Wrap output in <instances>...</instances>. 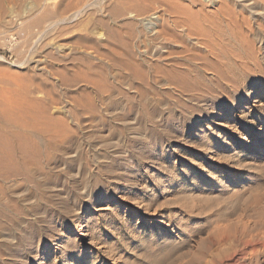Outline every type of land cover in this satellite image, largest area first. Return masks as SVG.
<instances>
[{
  "label": "rangeland",
  "instance_id": "374dc122",
  "mask_svg": "<svg viewBox=\"0 0 264 264\" xmlns=\"http://www.w3.org/2000/svg\"><path fill=\"white\" fill-rule=\"evenodd\" d=\"M0 50L41 156L0 152V227L35 231L0 264H264L234 242L264 240V0H0Z\"/></svg>",
  "mask_w": 264,
  "mask_h": 264
},
{
  "label": "bare ground",
  "instance_id": "6f19581e",
  "mask_svg": "<svg viewBox=\"0 0 264 264\" xmlns=\"http://www.w3.org/2000/svg\"><path fill=\"white\" fill-rule=\"evenodd\" d=\"M209 48H208V50H210L211 49V47L210 46H208ZM191 71H194L193 69H191ZM163 78L165 79V80H168L169 82H171V83H173V84H176L175 86L176 87H178V88H180L181 90H184L183 88H181L180 86L181 85H183V81L185 80V75H186V73H183V72H174L173 70H165L164 72H163ZM163 79V80H164ZM162 80V79H161ZM5 112V111H4ZM8 116V115H7ZM2 121V120H1ZM16 128H17V126H16V123H15V121L14 120H12V119H10L9 120V118H7V119H4L3 121H2V124H0V152H2V154H3V156H2V160H4V159H6V160H9V161H14L15 160V162H16V159L15 158H17L16 157V155L17 156H19V158H21L19 161H20V163L22 162V164H23V162H28V163H34L35 161H36V156L38 155L39 156V154H40V152L38 151V150H36L37 148H36V144L35 145H33V147H34V149H30L28 146H25V144H26V142L23 140V138L25 137L21 132H20V130H16ZM27 137V136H26ZM25 139V138H24ZM26 140V139H25ZM30 144V143H29ZM32 144V143H31ZM29 146H31V145H29ZM19 154V155H18ZM1 157V156H0ZM39 157H41V156H39ZM38 157V158H39ZM18 161V162H19ZM5 161H3V163H4ZM38 162V161H37ZM1 163V162H0ZM2 163V164H3ZM6 163H8V162H6ZM5 163V164H6ZM18 164V163H17ZM9 165H11L10 164V162H9ZM8 165V166H9ZM16 165V164H15ZM24 165V164H23ZM7 166V165H6ZM11 167V166H10ZM19 167V166H18ZM16 169V168H15ZM18 169V168H17ZM16 169V172L15 173H17V174H20V175H22L23 174V176L24 177H27L28 176V174L26 173V172H24V167L23 166H21L20 165V168L17 170ZM14 172V171H13ZM46 182V181H45ZM20 184V183H19ZM49 184V183H48ZM51 189H52V186L50 185L49 186ZM83 187V189L85 188V186H82ZM35 190V189H34ZM36 192H38V194H39V197H42L43 196V192H41V189H39V188H37L36 190H35ZM83 192H84V190H83ZM88 193V192H87ZM22 194V193H21ZM36 195V194H35ZM46 196V195H45ZM29 199H31V197H28ZM34 198V197H33ZM26 199V198H25ZM24 199V200H25ZM29 199H26V200H29ZM22 200V199H21ZM33 201V200H32ZM45 201H48L49 203H50V205H54L55 204V202H53L52 201V199H48V200H45ZM63 201V200H62ZM29 202H31V201H29ZM65 203H67V202H65ZM13 204V203H12ZM34 204V203H33ZM35 205V204H34ZM33 205V206H34ZM57 206V205H56ZM31 207V206H30ZM29 207V208H30ZM58 207V206H57ZM36 208V207H35ZM31 209V208H30ZM27 210H29V209H27ZM11 211V210H10ZM14 211H15V209H14ZM59 211L62 213H67V212H69L70 211V208L68 207V204L66 205V204H64V206H62V208H60L59 209ZM16 212V211H15ZM20 213V212H19ZM27 214H29V215H36V216H38L39 215V217L41 216H43V215H45L46 214V217H45V219H44V221H46V222H50V221H52V218H53V213H48L47 211H46V209L45 208H43L42 209V207H40V206H38V208H36V210L35 211H33V209L31 210V212L29 211ZM5 219H6V221L7 222H9V225H7V227H0V230H1V233L3 234V237H4V239L5 240H13V239H15V240H17V242L18 243H16L17 245H19V243L20 244H23L24 243V245L26 244V245H28L31 241H32V237H33V235H35V231H33V230H30V229H27V228H25V229H22V228H19L18 227V225H17V221L16 220H14V219H12L11 217H9V214H6L5 215V217H4ZM44 218V217H43ZM35 219V218H34ZM226 225V224H225ZM228 225V224H227ZM230 225V224H229ZM236 226V225H235ZM235 226H233L234 227V229H235ZM233 227L232 228H230V226H229V228L227 229V228H225L224 227V229L223 230H229V234L228 235H230V234H232L233 233ZM240 227H242V226H240ZM240 227H238L239 228V230L238 231H240ZM12 228V229H11ZM217 228H219V227H217ZM216 228V229H217ZM244 228V230L246 229L245 227H243ZM242 228V229H243ZM230 229H231V231H232V233H231V231H230ZM17 231V232H14V231ZM218 230H220V228L218 229ZM244 230H242V232L244 231ZM248 231V230H247ZM246 231V233H249V232H247ZM250 231V230H249ZM216 232H218V231H216ZM234 232L236 233L237 231H235L234 230ZM241 232V231H240ZM216 234V233H215ZM217 234H220V233H217ZM216 234V235H217ZM225 234V233H224ZM237 234V233H236ZM236 234L234 235L235 236V241L234 242H241V243H243V244H246V245H248V244H251V243H260V244H263V246H264V240H261V239H256L254 236H251V234H249L250 235V237L248 238V239H245V240H242V239H236ZM243 234V233H242ZM220 235H223V231L221 232V234ZM219 235V236H220ZM227 235V233H226V236H228ZM239 235V234H238ZM237 235V236H238ZM246 235V234H245ZM248 235V234H247ZM246 235V236H247ZM255 235V234H254ZM225 236V235H224ZM231 236V235H230ZM240 236V235H239ZM244 236V235H243ZM223 237V236H222ZM10 238V239H9ZM233 238V237H232ZM247 238V237H246ZM243 239H244V237H243ZM29 249V248H28ZM26 251V250H25ZM14 252V251H13ZM160 257V256H159ZM162 257V256H161ZM160 257V258H161ZM152 258V257H151ZM152 260H153V258H152ZM163 261V260H162ZM154 263H155V261H154ZM154 263H152V264H154ZM162 264V263H161ZM164 264V263H163Z\"/></svg>",
  "mask_w": 264,
  "mask_h": 264
},
{
  "label": "trees",
  "instance_id": "16d2710c",
  "mask_svg": "<svg viewBox=\"0 0 264 264\" xmlns=\"http://www.w3.org/2000/svg\"><path fill=\"white\" fill-rule=\"evenodd\" d=\"M1 51V50H0Z\"/></svg>",
  "mask_w": 264,
  "mask_h": 264
}]
</instances>
